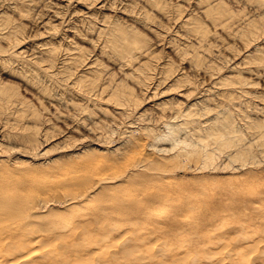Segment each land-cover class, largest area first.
I'll return each instance as SVG.
<instances>
[{
	"label": "rangeland",
	"instance_id": "rangeland-1",
	"mask_svg": "<svg viewBox=\"0 0 264 264\" xmlns=\"http://www.w3.org/2000/svg\"><path fill=\"white\" fill-rule=\"evenodd\" d=\"M192 102L188 120L220 113L241 130L237 145L257 137L249 119L264 114V0H0V154L12 161H50L62 184L86 183L77 152L101 147V162H122L134 141L167 132L163 110ZM262 148L231 163L223 150L217 168L177 175L264 180Z\"/></svg>",
	"mask_w": 264,
	"mask_h": 264
},
{
	"label": "bare ground",
	"instance_id": "bare-ground-1",
	"mask_svg": "<svg viewBox=\"0 0 264 264\" xmlns=\"http://www.w3.org/2000/svg\"><path fill=\"white\" fill-rule=\"evenodd\" d=\"M216 2L204 10H213ZM120 32L117 38H127L129 49L131 39ZM196 103L163 110L158 116L166 120L167 132L140 137L122 162H101V147L77 152L78 169L89 171L83 174L86 183L62 184L58 173H50L56 167L50 161H12L0 154V264H264V180L221 186L211 174L184 176L185 182L177 175L182 168H217L221 152H229L224 145L234 148L230 163L249 156L264 145V114L249 119L257 130L260 126L257 137L237 145L234 136L242 138L241 130L228 115L188 120ZM205 109L199 114L208 113ZM185 129L211 139L188 140L180 134ZM167 141L170 146L163 145ZM253 157L246 159L254 162ZM93 200L99 202L89 205Z\"/></svg>",
	"mask_w": 264,
	"mask_h": 264
}]
</instances>
